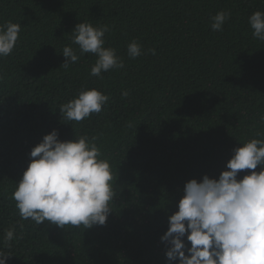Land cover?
Returning <instances> with one entry per match:
<instances>
[{
	"label": "trees",
	"instance_id": "obj_1",
	"mask_svg": "<svg viewBox=\"0 0 264 264\" xmlns=\"http://www.w3.org/2000/svg\"><path fill=\"white\" fill-rule=\"evenodd\" d=\"M220 11L230 16L214 31L211 17ZM255 11L264 12V0H0V25H21L14 49L0 57L6 264H169L160 237L184 184L218 178L235 148L264 139V40L248 23ZM80 22L109 27L104 46L122 68L90 74L97 57L72 44ZM133 40L141 46L136 58L127 54ZM65 46L80 57L67 69ZM92 88L108 96L102 110L64 119L60 106ZM52 130L60 141L96 137L115 188L104 225L62 229L21 219L12 193L31 149Z\"/></svg>",
	"mask_w": 264,
	"mask_h": 264
},
{
	"label": "clouds",
	"instance_id": "obj_2",
	"mask_svg": "<svg viewBox=\"0 0 264 264\" xmlns=\"http://www.w3.org/2000/svg\"><path fill=\"white\" fill-rule=\"evenodd\" d=\"M229 16L217 12L211 17L212 30H222ZM248 23L253 36L264 40V12H253ZM20 29L17 23L0 25V57L12 52ZM108 30L107 25L94 27L80 22L71 32L72 44L78 46L80 55L97 57L91 67L93 76L124 66L115 49L104 46ZM127 54L130 58L140 56L139 43L130 42ZM62 55L66 69L80 58L71 46H65ZM107 100L108 96L95 88L84 89L62 104L59 112L68 121L80 122L99 113ZM95 140L79 136L60 141L56 130L43 136L31 149L29 163L12 193L21 219H31L37 225L47 221L62 229L105 224L115 188L110 164L100 158ZM246 169L251 170L249 174L237 179ZM168 225L160 239L167 246L169 264H264V139L253 138L235 148L218 178L204 175L199 181H187ZM14 231H6L5 246L13 240ZM185 237L190 246H186ZM9 257L0 251V264H6Z\"/></svg>",
	"mask_w": 264,
	"mask_h": 264
}]
</instances>
